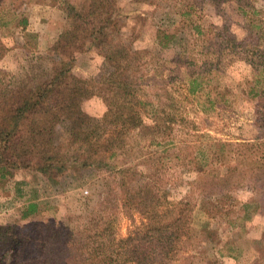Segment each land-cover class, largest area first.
<instances>
[{
    "label": "rangeland",
    "instance_id": "rangeland-1",
    "mask_svg": "<svg viewBox=\"0 0 264 264\" xmlns=\"http://www.w3.org/2000/svg\"><path fill=\"white\" fill-rule=\"evenodd\" d=\"M116 2L115 14L124 24L118 38L131 37L132 47L152 49L159 62L168 61L167 67L175 66L174 54L190 48L185 41L190 21L207 27L209 35L199 38L192 49L195 60L188 69L200 73L197 91L185 94L178 79L182 67L163 73L168 81L164 96L180 99V116L193 124L173 126L171 139L158 144L139 139L135 146L132 142L137 140L132 138L123 153L116 151L109 159L110 165L129 167L125 173L147 172L154 168L151 156L155 159L164 149L171 155L161 158L157 171L164 204L159 211L175 204L189 207L172 264H264V127L259 123L260 109L255 110L261 108L258 96L249 91L257 74L249 64L264 60V0ZM185 3H190V12L183 15ZM1 14L0 78L21 72L34 64L35 57L46 65L53 57L48 47L67 30L60 1L6 0ZM21 17L26 20L23 27L17 22ZM157 29L174 33V40L158 47L150 39ZM111 66L93 49L73 54L69 63L70 72L83 78H97ZM259 80L264 98V78ZM82 107L89 125L96 126L106 104L93 95ZM120 175L99 172L94 166H73L45 181L29 169H17L13 177L0 180V226H15L16 234L27 225L29 232L58 224L74 227L85 212L82 202L92 206L105 194L103 181L116 185ZM16 179L25 182L20 193L14 188ZM35 198L37 216L19 220L21 203ZM117 206L116 237L144 222L136 212ZM31 221L38 224L32 228L27 224Z\"/></svg>",
    "mask_w": 264,
    "mask_h": 264
},
{
    "label": "trees",
    "instance_id": "trees-1",
    "mask_svg": "<svg viewBox=\"0 0 264 264\" xmlns=\"http://www.w3.org/2000/svg\"><path fill=\"white\" fill-rule=\"evenodd\" d=\"M59 1L67 30L48 47L53 57L46 65L35 57L34 64L21 72L0 78V180L13 177L17 169H29L41 180L51 181L73 166H94L99 172L121 175L116 185L103 181L105 194L92 206L82 202L85 212L74 227L58 224L37 230L38 223L31 221L27 224L35 230L21 226L23 233L16 234L15 226L1 225L0 264H172L189 207L175 204L159 211L164 204L157 171L161 158L171 155L164 149L155 159L151 156L154 168L147 172L125 173L129 167L114 168L109 159L116 151L123 153L132 138L137 140L132 142L135 146L139 139L158 144L173 136V126L193 124L180 116V99L164 96L168 81L163 73L182 67L178 79L185 94L197 91L200 73L188 68L195 60L193 46L209 30L190 21L185 38L186 49L190 48L174 54L175 66L170 68L152 49L132 47L131 37L118 38L124 24L115 14L116 0ZM5 4L0 0V17ZM183 7V15L190 12V3ZM17 22L23 27L26 20L21 17ZM174 38V33L157 29L150 39L163 48ZM89 49L112 65L97 78H83L69 69L73 54ZM249 65L257 73L249 91L258 96L261 108L255 110L260 109L259 123L264 127L263 80H259L264 78V60ZM93 95L106 104L96 126L89 125L82 107ZM24 184L16 179L15 190L20 193ZM37 200L21 203L19 220L37 216ZM117 205L145 219L121 237L113 230Z\"/></svg>",
    "mask_w": 264,
    "mask_h": 264
}]
</instances>
